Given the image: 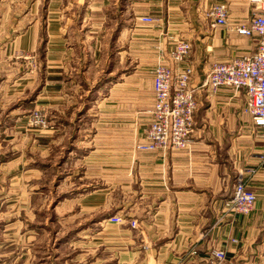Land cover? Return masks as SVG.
<instances>
[{
  "label": "crops",
  "instance_id": "1",
  "mask_svg": "<svg viewBox=\"0 0 264 264\" xmlns=\"http://www.w3.org/2000/svg\"><path fill=\"white\" fill-rule=\"evenodd\" d=\"M214 4L227 7L226 24L215 25L207 16ZM252 13L248 0H0V166L14 162L9 153L17 154V139L29 131L23 108L67 104L60 77L68 64L74 62L76 69L77 55L86 54L89 60L81 68L86 75L96 73L86 90L95 95L96 111L81 113L93 119L82 130L88 131L81 143L90 161L86 171L92 173L79 178L76 197L92 222L81 229L87 233L81 239L100 244L107 237L114 251L121 230L108 219L117 215L136 220L135 230L125 225L146 247L144 264H211L214 250L225 252L224 264H264V138L243 111L244 89L212 93L202 86L213 62L256 51L255 36L234 31ZM142 17L154 22H141ZM176 40L191 46L186 61L177 64L168 57ZM159 63L191 68L189 84L198 106L189 145L179 152L135 149L149 123ZM41 68L49 72L43 84ZM55 134L50 130L48 138ZM40 137L29 138L34 143ZM238 175L255 194L246 217L224 207ZM39 179L0 174V264L40 260L36 248L43 235L30 203L40 193L30 184ZM67 182L72 185V178L54 181L53 192L60 184L71 193ZM15 184L19 187L12 189ZM97 244L89 246L90 262L105 264ZM131 254L130 264L136 262ZM107 262L121 264L120 252Z\"/></svg>",
  "mask_w": 264,
  "mask_h": 264
},
{
  "label": "rangeland",
  "instance_id": "2",
  "mask_svg": "<svg viewBox=\"0 0 264 264\" xmlns=\"http://www.w3.org/2000/svg\"><path fill=\"white\" fill-rule=\"evenodd\" d=\"M77 41L79 40H76V43ZM81 54L77 55L78 61H76V69H74V62L70 63L67 65V69L64 71L65 73H62L63 76L60 77L66 84L63 98L67 95L68 103H62L60 107L57 106L50 109L47 105L49 102L46 100L44 103L47 105L46 107L38 106L34 109L23 108L28 112L23 123L29 131L22 133L23 138L17 139V147L19 150L17 154L16 152L9 153L13 155H9V158H14V162L7 166H0V174H18L40 178L38 183L30 184L32 187H38L37 192H40L33 195L30 199L31 205L35 208L36 212L38 211L33 221L35 224L40 225L43 235L36 248L38 251L37 260L40 259L36 264H49V261L53 260V264H91L90 259L94 253L88 251H93L94 249H91L89 246L97 244L96 242H87V239L82 240L80 237L87 235V233H82L81 229L85 225L90 224L92 219H90V215L87 216L81 212L80 198L76 197L78 196L81 183L79 178L86 175L87 172L92 173L86 171V166L90 161L84 158L88 150L82 148L81 141H84V136L88 134V131L83 133V124L93 119L89 115L81 113L85 111L91 113L96 111V104L94 103L95 95H91L92 92H86L88 83L90 86L91 81L96 79V73L84 74L81 65H86L89 56H85L86 54L83 56V53ZM81 57L84 58L82 60H85V63L82 60L80 63ZM41 58L43 61V57ZM42 67L44 68V66ZM43 68H41L42 84L44 79L48 77L47 73H49L48 70H44ZM82 94L84 96L80 98L79 96ZM33 113L39 115V118L37 116L38 119H34L36 121L40 120L36 125L32 122ZM64 113L67 115L66 119L64 118ZM41 122L43 123L41 124ZM84 128L87 129V127ZM52 129L56 130V134L49 139L48 132ZM78 129H80L79 132L77 131ZM25 133L29 135L25 136ZM30 134L41 135V139H34L33 143V140L29 138ZM29 139L30 143L28 144ZM71 142H73L72 147L68 144H71ZM20 153H24L22 155L23 162L19 161L20 157L18 158V155ZM23 163L24 165H22ZM65 176L72 178V185H69L68 182L66 183L67 188L71 187L73 189L72 192L65 193L64 186L59 187L60 184H58L56 186V193H54V181L59 182ZM15 185H12L11 188L19 187L17 184ZM62 185L64 184L62 183ZM87 188H91V185ZM17 201L18 203L16 200L13 203L16 206L19 205L20 199ZM25 217L27 218V215ZM29 218H32V216H28ZM131 221L122 219L120 223H117L121 230V239L119 244L115 240L114 251L112 240H108L107 237H105L106 240L104 243L101 241L100 244H97L99 245L98 254L105 258V264H112L111 262H107V260L112 258L113 253L118 255V252L121 254V264H130L128 260L129 255H132L131 253L136 256V262L133 261L131 264H144L146 247L144 243L139 241V238L134 240V231L129 232L127 230L130 227L129 229L132 231L137 227L136 220H134L136 222L134 228L130 226ZM107 233L105 232V234ZM53 234L54 237H51ZM110 236H112V233ZM48 238L55 239H51L49 242ZM101 245L102 247H100ZM26 264L33 263L26 262Z\"/></svg>",
  "mask_w": 264,
  "mask_h": 264
},
{
  "label": "built area",
  "instance_id": "3",
  "mask_svg": "<svg viewBox=\"0 0 264 264\" xmlns=\"http://www.w3.org/2000/svg\"><path fill=\"white\" fill-rule=\"evenodd\" d=\"M248 2L253 7V13L247 22L235 26L234 31L241 36H255L256 51L213 62L202 86L212 93L222 87L244 89L243 111L250 116L253 127L264 138V0ZM207 16L213 20V24L224 25L228 18L227 7L224 4H214ZM140 21L147 24L154 22L150 17H142ZM190 49L188 41H174L168 54L169 60L176 64L186 61ZM190 75V67L174 70L164 63L155 66L153 98L147 112L149 123L144 138L135 146L136 150L179 152L188 147L194 127V113L198 106L194 89L189 84ZM33 115L32 122L36 125L40 120L34 119H38L39 115ZM254 203V192L248 188L243 176L238 175L234 180L232 196L224 207L235 216L246 217L252 212ZM122 219L114 215L108 221L117 224ZM135 225L136 222L132 220L130 226L134 228ZM211 258V264H224L226 255L222 250H214Z\"/></svg>",
  "mask_w": 264,
  "mask_h": 264
}]
</instances>
